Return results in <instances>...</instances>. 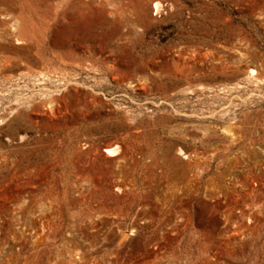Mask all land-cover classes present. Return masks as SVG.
<instances>
[{
  "label": "rangeland",
  "instance_id": "rangeland-1",
  "mask_svg": "<svg viewBox=\"0 0 264 264\" xmlns=\"http://www.w3.org/2000/svg\"><path fill=\"white\" fill-rule=\"evenodd\" d=\"M0 264H264V0H0Z\"/></svg>",
  "mask_w": 264,
  "mask_h": 264
},
{
  "label": "bare ground",
  "instance_id": "bare-ground-1",
  "mask_svg": "<svg viewBox=\"0 0 264 264\" xmlns=\"http://www.w3.org/2000/svg\"><path fill=\"white\" fill-rule=\"evenodd\" d=\"M163 6H164V5H163ZM161 9H162V3H160V2L158 1L157 4H156V12H157V13L160 12ZM108 151H109V152H113V151H115V149L109 148Z\"/></svg>",
  "mask_w": 264,
  "mask_h": 264
}]
</instances>
